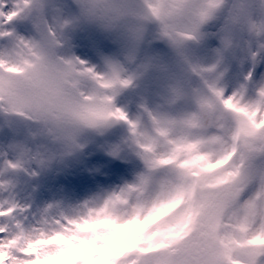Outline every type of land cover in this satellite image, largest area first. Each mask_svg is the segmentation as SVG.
Here are the masks:
<instances>
[{
	"label": "clouds",
	"instance_id": "clouds-1",
	"mask_svg": "<svg viewBox=\"0 0 264 264\" xmlns=\"http://www.w3.org/2000/svg\"><path fill=\"white\" fill-rule=\"evenodd\" d=\"M75 4L77 12L70 18L57 13L49 19L39 11L38 0H29L30 8L37 9L32 35L9 43L0 55V111L31 122L37 148L30 153V162L47 164L77 152L87 133L123 119L116 97L155 73L163 81L160 103L152 110L144 107L146 118L137 117L136 134L130 138L144 146L139 154L145 174L163 166L169 173L165 183L169 186L196 182L199 212L191 226L198 246L195 264H225L228 254L234 257L233 264L242 261L249 250L252 226H264V182L255 178L264 175V170L246 185V162L257 154L264 159V130L254 135L248 117L225 101L232 99L236 107L249 110L264 108V90L244 104L235 97L225 98L221 78L226 54L241 40L264 45V2L250 10L230 0H75ZM226 8L221 48L214 60H201L190 51V44ZM82 25L113 37L118 53L96 66L71 54L69 33ZM150 26L171 49L172 62L143 52ZM9 67L16 70L9 71ZM180 104L187 105V110L174 113ZM193 143L199 154L208 157L202 165L218 160L227 163L208 172L191 167L200 177L198 181L190 177L189 169L179 163L196 155L184 150ZM170 157L178 159L159 163ZM159 193L160 187L155 188L143 203L150 207ZM147 255L146 264H157L163 252Z\"/></svg>",
	"mask_w": 264,
	"mask_h": 264
},
{
	"label": "rangeland",
	"instance_id": "rangeland-1",
	"mask_svg": "<svg viewBox=\"0 0 264 264\" xmlns=\"http://www.w3.org/2000/svg\"><path fill=\"white\" fill-rule=\"evenodd\" d=\"M39 11L51 19L55 14L71 17L76 14L75 0H38ZM239 2L246 10L259 7L264 0H230ZM16 11L14 23L7 14ZM29 0H0V55L18 39L32 35L33 13ZM51 15H48V14ZM227 8L218 11L203 29V36L191 42L190 51L206 62L215 59L221 48L222 28ZM68 50L90 66L102 64L107 57L118 53L114 38L93 26L82 25L70 31ZM143 52L173 61L168 45L157 38L154 26L149 27ZM225 72L221 86L225 98L235 97L244 104L253 101L264 90V45L241 40L224 61ZM163 81L150 73L136 87L126 88L116 97V107L123 114L110 127L89 132L83 146L75 153L57 157L47 164L30 162V153L37 148L31 122L0 111V227L24 233L43 230L58 218L79 217L112 200H123L121 214H126L147 199L151 192L168 182L169 173L163 169L145 174V162L139 154L142 145L130 139L136 134L133 125L137 117L146 118L144 107L152 110L160 103ZM177 105L174 113L187 110ZM159 131V130H156ZM251 178L264 170L259 154L247 162ZM142 185V187H141ZM247 264H264V253L258 249L245 254Z\"/></svg>",
	"mask_w": 264,
	"mask_h": 264
},
{
	"label": "snow or ice",
	"instance_id": "snow-or-ice-1",
	"mask_svg": "<svg viewBox=\"0 0 264 264\" xmlns=\"http://www.w3.org/2000/svg\"><path fill=\"white\" fill-rule=\"evenodd\" d=\"M16 15L17 12L12 11L6 18L10 21ZM8 70L16 69L9 67ZM225 103L248 117L254 135L259 136L264 130V108L236 107L232 99ZM121 116L123 118V114ZM184 150L196 155L180 161L179 167L189 169L188 175L197 181L200 172L227 163V160H218L202 165L208 157L199 154L194 143L186 145ZM177 159L170 157L159 163L166 165ZM191 167H199L200 172L193 173ZM255 178L264 182V175ZM196 187L195 181L191 185L164 184L150 207L141 203L126 214L118 210L123 200L114 199L85 215L58 218L43 230L31 233L19 231V226L12 231L0 227V264H146L147 254L161 251L163 255L159 256L157 264H195L198 246L192 238L191 226L199 212L194 195ZM5 214L0 212V215ZM251 231L247 253L257 249L264 253V226L254 224ZM233 260L228 254L225 264H233ZM236 264H247V261L243 259Z\"/></svg>",
	"mask_w": 264,
	"mask_h": 264
}]
</instances>
